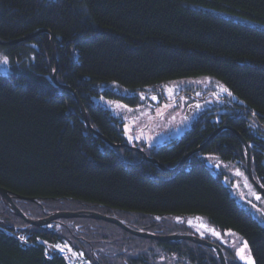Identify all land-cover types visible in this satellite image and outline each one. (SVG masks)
I'll return each mask as SVG.
<instances>
[{
  "label": "trees",
  "instance_id": "trees-1",
  "mask_svg": "<svg viewBox=\"0 0 264 264\" xmlns=\"http://www.w3.org/2000/svg\"><path fill=\"white\" fill-rule=\"evenodd\" d=\"M0 50L14 71L0 74V188L24 214L91 211L139 231L204 232L197 236L205 240L233 231L254 264H264V227L239 207L217 165L248 176L249 144L264 188V0H0ZM55 71L71 91L57 87ZM205 75L234 100L220 118L230 131L195 154L218 128L217 119H203L149 154L169 169L191 155L174 174L93 134L72 93L93 129L117 145L125 142L118 120L94 100L101 85L136 92ZM205 155L216 156L211 168ZM60 222L30 226L0 200V264H76V255L82 264H221L215 250L189 241L141 239L106 222ZM212 241L227 264H241L231 246ZM66 243L76 255L55 250Z\"/></svg>",
  "mask_w": 264,
  "mask_h": 264
},
{
  "label": "rangeland",
  "instance_id": "rangeland-1",
  "mask_svg": "<svg viewBox=\"0 0 264 264\" xmlns=\"http://www.w3.org/2000/svg\"><path fill=\"white\" fill-rule=\"evenodd\" d=\"M13 73L14 71L12 70L6 53L0 50V74L3 76H11ZM225 89L226 88L223 87L218 80L205 75L195 78L180 79L155 87H146L136 92L123 89L117 85H101L99 87L100 94H98L94 100L96 104L109 111L111 116L118 120V128L122 131L121 135L125 140L122 144L127 147H137L138 149L144 147L145 151L142 150L147 154H151L152 151L159 149L161 146L184 136L187 132L191 131L200 120L209 119L214 121L220 117L219 115H215L216 113L230 111V107L226 108V106L233 105L234 100L228 90L226 89L225 91ZM114 123L116 124V122ZM205 157L209 159L210 162H213L211 157L215 158L216 156L205 155ZM217 165L220 166V171L227 176L226 182L228 181V184L230 183V194L239 207L252 215L260 225L264 227V197L259 195L257 187L239 166L223 162H219ZM214 173L216 172L214 171ZM257 197H259V199ZM87 212L90 213L91 211L70 213ZM55 213L58 212H53L51 214ZM65 213L69 212L65 211ZM15 217L19 218L17 216ZM27 217L29 218V216ZM80 219H59L53 223L60 224L61 220L75 221ZM82 220L87 227L90 226L89 220L97 221L95 219L85 218ZM53 223L50 224L49 227L53 225ZM172 223L173 220H166L163 222V224H171L170 226L174 227ZM11 225H15V221H11ZM92 229L93 227L91 230ZM132 230L139 231L137 229ZM163 231L172 232L174 230L168 228ZM194 233V236H206L204 232H201L202 235L197 234L195 231ZM177 235L189 234L177 233ZM207 235H209L208 237L210 238L208 239L210 240L212 237L221 243L231 246L236 253L238 261L241 264H246L245 260L241 259V256L237 254L238 250L243 247V242L245 240L236 232L225 231L224 233L218 234L219 237L218 235L215 237L209 233ZM63 249L69 253L72 248L66 243ZM71 254L74 255V251H72ZM244 254L247 255V252ZM76 258V264H82L80 256L76 255ZM84 264L88 263L84 261Z\"/></svg>",
  "mask_w": 264,
  "mask_h": 264
},
{
  "label": "water",
  "instance_id": "water-1",
  "mask_svg": "<svg viewBox=\"0 0 264 264\" xmlns=\"http://www.w3.org/2000/svg\"><path fill=\"white\" fill-rule=\"evenodd\" d=\"M53 80L54 83L57 85V87L61 90H65V91H71L69 89V87L64 86L59 84L58 80H57V71H55L54 76H53ZM74 97L78 100V102L81 105V109L83 112V119L87 122L88 128L89 130L95 134L96 136H98L99 138H101L103 141H105V143H107L108 145H110L112 148L115 149H129L131 151H135L137 152L139 155L142 156V160L144 162H149L152 163L154 165H156L160 171L164 172V173H177L185 164V162L191 157V155H188L181 164H179L175 169H169V168H165L162 167L153 157H149L146 155V153L142 150H139L137 148H129L124 144H111L109 143L106 139H104L101 134L97 131H95L93 129V127L90 125L89 121H88V115H87V111L85 110V108L83 107V105L81 104V102L79 101L78 96L76 95V93L72 92ZM221 126V124H220ZM218 127L217 131L206 141V144L203 145L197 152H195V154L202 152L205 147L214 139H216L222 132L225 131H230L229 127ZM245 145V150H246V154H247V172L249 175V178L251 179V181L254 183V185L257 187L259 193L261 195L264 196V189L261 188L258 183L255 181L254 176H253V169H252V164H251V149L249 144H244ZM0 199L2 202H4V204L8 207V209L12 212L13 215L21 218L23 221H25L28 225L36 227V228H43L46 227L50 224H52L54 221H57L59 219H95L97 221H104L106 223L115 225L120 227L123 231H126L127 233H129L132 236L141 238V239H146V240H155L161 243H170V242H176V241H189L192 242L196 245H200L203 247H207L210 249H213L217 252L218 254V258L221 264H227V260L226 257L224 255V252L222 250V248L217 245V244H213L207 240H204L200 237L194 236V235H171V236H158L152 233H148V232H144V231H136V230H132L130 228H128L123 222H121L119 219L113 218V217H107L105 215L102 214H97V213H92V212H87V213H65V212H58L55 214H50L48 215L45 219H31L28 218L18 207L17 205L14 203L13 200V196L9 194V192H7L6 190L0 188ZM20 200H25L24 198H19ZM33 200H31L32 202Z\"/></svg>",
  "mask_w": 264,
  "mask_h": 264
},
{
  "label": "snow or ice",
  "instance_id": "snow-or-ice-1",
  "mask_svg": "<svg viewBox=\"0 0 264 264\" xmlns=\"http://www.w3.org/2000/svg\"><path fill=\"white\" fill-rule=\"evenodd\" d=\"M226 91V89H225ZM259 199V197H257ZM250 249L248 248L247 242L244 241L243 242V247L241 249L238 250V255L241 256V259H244L246 264H254V260L252 259L251 255H250ZM247 252V255H245L244 253Z\"/></svg>",
  "mask_w": 264,
  "mask_h": 264
},
{
  "label": "bare ground",
  "instance_id": "bare-ground-1",
  "mask_svg": "<svg viewBox=\"0 0 264 264\" xmlns=\"http://www.w3.org/2000/svg\"><path fill=\"white\" fill-rule=\"evenodd\" d=\"M199 153H201V152H199ZM4 203V202H3ZM217 253V252H216ZM227 260V259H226Z\"/></svg>",
  "mask_w": 264,
  "mask_h": 264
}]
</instances>
